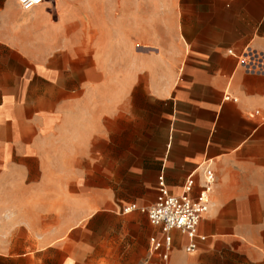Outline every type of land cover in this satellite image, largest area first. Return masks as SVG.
Returning <instances> with one entry per match:
<instances>
[{
  "label": "crops",
  "instance_id": "1",
  "mask_svg": "<svg viewBox=\"0 0 264 264\" xmlns=\"http://www.w3.org/2000/svg\"><path fill=\"white\" fill-rule=\"evenodd\" d=\"M206 166L164 261L140 208ZM0 264H264V0H0Z\"/></svg>",
  "mask_w": 264,
  "mask_h": 264
},
{
  "label": "built area",
  "instance_id": "2",
  "mask_svg": "<svg viewBox=\"0 0 264 264\" xmlns=\"http://www.w3.org/2000/svg\"><path fill=\"white\" fill-rule=\"evenodd\" d=\"M45 0H19L24 9H31L40 5ZM233 54V51H229ZM226 99L237 101V98L226 96ZM204 182L196 196L191 192L196 184L194 174L187 177L184 191L174 194L168 188L165 176L158 177V194L155 202L148 207L140 208L147 213L150 222L161 229V237H151V249L159 252L164 261H168L173 247L171 232L180 231L186 235L189 242L185 246L187 252H193L198 248V240H205L206 236L199 231L200 222L210 207V195L215 184V174L210 166L204 167ZM138 209L136 204H131L123 209L125 213Z\"/></svg>",
  "mask_w": 264,
  "mask_h": 264
}]
</instances>
